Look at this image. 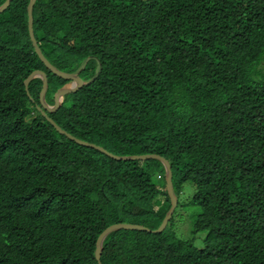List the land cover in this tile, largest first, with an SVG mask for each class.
Instances as JSON below:
<instances>
[{
  "label": "trees",
  "instance_id": "16d2710c",
  "mask_svg": "<svg viewBox=\"0 0 264 264\" xmlns=\"http://www.w3.org/2000/svg\"><path fill=\"white\" fill-rule=\"evenodd\" d=\"M5 0H0V6ZM30 0L0 12V264H97L109 226L156 230L173 191H195L192 235L119 230L101 264H264V0ZM97 69V70H96ZM46 116V118H45ZM178 205V204H177ZM173 215V214H172ZM172 217V216H171Z\"/></svg>",
  "mask_w": 264,
  "mask_h": 264
},
{
  "label": "water",
  "instance_id": "95a60500",
  "mask_svg": "<svg viewBox=\"0 0 264 264\" xmlns=\"http://www.w3.org/2000/svg\"><path fill=\"white\" fill-rule=\"evenodd\" d=\"M11 1L12 0H5V2L0 6V12L6 10V8L9 6ZM34 2H35V0H30L28 7H27L28 34H29V38H30L31 44L33 46L34 52L37 55V57L40 59L39 61H41L49 71H51L56 76L67 80V83L64 84L59 89L58 101L54 106L47 105V103L45 101V94H46V90L48 87L47 76L45 74L34 73V74L30 75L24 82L25 91H26V93H28V84L33 79L38 78V79L42 80L43 81V87L40 91L41 104L46 110H56L62 105L63 100H64V94L67 90L74 89V88L81 86V85H87L89 83H92L98 77V75L101 71V66H99L97 72L95 73V75L90 80L83 81L78 77L77 74H67V73L61 72V71L57 70L56 68H54L48 61H46L47 59L42 54V52H41V50H40V48H39V46L35 40L34 34H33V6H34ZM45 118H46V116H45ZM46 119L60 134L66 135V137L75 141L77 144L84 146V147H87V148L95 149V150L105 154L106 156H108L114 160L128 161V160L155 159V160H158L159 162H161L163 167H164L166 189H167V192H168V195L170 198V208L167 209L168 211L166 212L160 226L156 230H151L145 226L138 225V224H130V223H119V224H114V225L109 226L100 234V236L97 239L96 252H95V260H96L97 264H101L100 258H101V253H102V249H103V242H104L105 238L110 233L115 232V231H119V230H138V231H143V232H148V233H162L165 230L172 214L174 213V208H176V206H177L178 199H177V196L175 195V193L173 191L172 174H171L170 165L164 158H162L158 155H155V154L117 156V155H114V154L107 152L104 148H102L100 146H97L95 144L85 142V141L79 140L75 137H72L71 135H69V134L65 133L63 130H61L54 123L53 120H51L50 118H46Z\"/></svg>",
  "mask_w": 264,
  "mask_h": 264
},
{
  "label": "rangeland",
  "instance_id": "374dc122",
  "mask_svg": "<svg viewBox=\"0 0 264 264\" xmlns=\"http://www.w3.org/2000/svg\"><path fill=\"white\" fill-rule=\"evenodd\" d=\"M183 188V193L178 198V205L174 208L170 225L173 227V230L179 239L187 240L193 238L195 247L201 248L204 246L203 238L205 233L200 232L194 236L191 233L193 223L199 213L198 207L189 205V201L191 200L195 188L190 183H185Z\"/></svg>",
  "mask_w": 264,
  "mask_h": 264
},
{
  "label": "bare ground",
  "instance_id": "6f19581e",
  "mask_svg": "<svg viewBox=\"0 0 264 264\" xmlns=\"http://www.w3.org/2000/svg\"><path fill=\"white\" fill-rule=\"evenodd\" d=\"M97 70V69H96ZM84 81V80H83ZM49 85V84H48Z\"/></svg>",
  "mask_w": 264,
  "mask_h": 264
}]
</instances>
